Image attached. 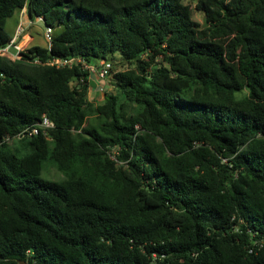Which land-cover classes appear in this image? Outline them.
<instances>
[{"label": "trees", "instance_id": "obj_1", "mask_svg": "<svg viewBox=\"0 0 264 264\" xmlns=\"http://www.w3.org/2000/svg\"><path fill=\"white\" fill-rule=\"evenodd\" d=\"M189 2L207 26L183 0H0V47L23 8L52 30L0 58V264H264V0ZM114 54L97 106L32 63Z\"/></svg>", "mask_w": 264, "mask_h": 264}, {"label": "built area", "instance_id": "obj_2", "mask_svg": "<svg viewBox=\"0 0 264 264\" xmlns=\"http://www.w3.org/2000/svg\"><path fill=\"white\" fill-rule=\"evenodd\" d=\"M25 13V8L20 11L19 15H22ZM38 21H42L41 18H36ZM25 28L23 26L22 22H18L14 33L11 36V39L2 47H0V58L8 57L11 60H20L21 54L27 49L26 45L24 43H27V41H31V37L26 35L24 33ZM28 36V40L24 42L23 40L25 37ZM51 36H52V30L49 27H45L44 31V38L47 44V48H50L51 45ZM24 42V43H22ZM14 50L15 53H11V50ZM33 64H45L48 66H54L56 68H73L78 67L81 71L84 73H87L88 78H91L94 76L98 80H105L111 76L110 70L112 68L111 62L105 60V59H98L94 60L91 63H87L86 61L82 60L78 57H71V58H52L47 60L45 63L40 62L38 59L34 60L32 62ZM80 82H83V78H80ZM100 87V86H98ZM104 89L103 86L100 87V91L102 92ZM54 128V124L52 121H50L45 115L41 117V120L37 122L34 126H32L30 129H26L22 132H19L15 136L12 137H5L3 139L4 143H10L14 140H21L24 139L25 136H28L29 138L32 136H35L39 134L40 130L43 131L44 134H46V131L49 129Z\"/></svg>", "mask_w": 264, "mask_h": 264}, {"label": "rangeland", "instance_id": "obj_3", "mask_svg": "<svg viewBox=\"0 0 264 264\" xmlns=\"http://www.w3.org/2000/svg\"><path fill=\"white\" fill-rule=\"evenodd\" d=\"M190 0H183V2L185 4L190 5V8L192 10V19L197 22L199 24V26H203V21H204V15L202 12L196 11L195 10V2H189ZM20 14V12L15 13L11 18H8L6 23H5V30L6 32H8L10 35H12L14 33V30L18 24V22H22L23 26L26 27L24 33L28 36L31 37V41H27L28 40L27 37H25V39L23 40L24 45H26V48H29L30 46L33 45H39V46H45L47 47L45 38H44V31H45V26L43 24V21H38L36 18H34L33 20H29L27 21L26 19L28 18L26 13L22 14V15H18ZM207 26V25H206ZM11 53H15V51L12 49ZM9 57V56H8ZM7 58L8 60H11ZM111 62H112V66H113V72H117V71H122L125 70L126 67L125 65H122L121 63V57L119 54H114L110 57ZM101 85H103L102 81H99L97 78H95L94 76H92L90 78V85H89V91H88V100L91 101L93 103L94 106L100 105L102 104V98H103V93H109V94H114L115 93V88L113 87L111 81H109L107 83V87H105L103 89V92H101L99 89L101 87ZM100 86V87H98ZM92 123H97V120L94 116H90L87 119L86 124H92ZM20 142H18L17 140L11 141L9 143V146L11 148L14 147H19L20 146ZM28 150H24L21 149L19 155H24ZM41 177L43 179H59L60 175L53 169V168H49L48 172L45 173L43 172L41 174Z\"/></svg>", "mask_w": 264, "mask_h": 264}, {"label": "water", "instance_id": "obj_4", "mask_svg": "<svg viewBox=\"0 0 264 264\" xmlns=\"http://www.w3.org/2000/svg\"><path fill=\"white\" fill-rule=\"evenodd\" d=\"M203 23H204L203 26H206V20L205 19H204Z\"/></svg>", "mask_w": 264, "mask_h": 264}, {"label": "clouds", "instance_id": "obj_5", "mask_svg": "<svg viewBox=\"0 0 264 264\" xmlns=\"http://www.w3.org/2000/svg\"><path fill=\"white\" fill-rule=\"evenodd\" d=\"M24 9V8H23ZM26 13V12H25ZM27 21H29V18L26 19ZM9 144V143H8Z\"/></svg>", "mask_w": 264, "mask_h": 264}, {"label": "crops", "instance_id": "obj_6", "mask_svg": "<svg viewBox=\"0 0 264 264\" xmlns=\"http://www.w3.org/2000/svg\"><path fill=\"white\" fill-rule=\"evenodd\" d=\"M26 37H28V36H26Z\"/></svg>", "mask_w": 264, "mask_h": 264}]
</instances>
